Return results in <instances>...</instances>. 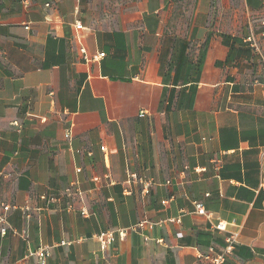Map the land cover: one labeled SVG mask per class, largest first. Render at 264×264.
I'll return each instance as SVG.
<instances>
[{
	"label": "crops",
	"instance_id": "obj_1",
	"mask_svg": "<svg viewBox=\"0 0 264 264\" xmlns=\"http://www.w3.org/2000/svg\"><path fill=\"white\" fill-rule=\"evenodd\" d=\"M25 1L0 0V264H212L230 232L223 264H264V0Z\"/></svg>",
	"mask_w": 264,
	"mask_h": 264
},
{
	"label": "built area",
	"instance_id": "obj_2",
	"mask_svg": "<svg viewBox=\"0 0 264 264\" xmlns=\"http://www.w3.org/2000/svg\"><path fill=\"white\" fill-rule=\"evenodd\" d=\"M25 1V0H24ZM26 2V1H25ZM264 24V22H263ZM76 28L80 29L82 28V25L80 23H76L75 24ZM25 28H29L28 25H25ZM260 38L263 40V42L261 43L260 40L258 39V37L256 36V34L254 32H250L247 36H245L244 40L245 42H247L249 44V46L256 52L261 53L262 55V62L264 64V28L260 31ZM102 55V53H101ZM0 177H1V173H0ZM136 174L134 172L129 173L128 176V180L134 179L136 178ZM66 195L68 196H81V191L78 188H74L72 187H68L66 189ZM52 200H54L55 198L52 197ZM163 203H165V200L162 201ZM72 203H70L68 205L69 208L72 207ZM16 207L15 204H11L8 202H5L3 200L0 199V232L1 234H5L6 230H7V226L5 225L6 219L5 216L6 214L14 209ZM195 208L197 213L199 214H203L205 213L204 207L200 202H195ZM80 213L83 216H89L90 212L87 210V208L83 205L80 208ZM171 220L173 221H180L178 218L174 219L172 218ZM139 225H143V222L139 223ZM217 230H222L224 231L226 229V225L222 222L219 221L215 224L214 226ZM123 232H119V235H123ZM178 236H182L181 232H178L177 234ZM237 234L236 233H229L226 237H225V245L223 247V249L214 254H205L204 257L205 259L211 261L212 264H223L227 258V256L233 251L235 244L237 242V238H236ZM114 237V234L112 231H104V232H100L97 235V238L100 242V247L101 249H105L107 248L110 243L112 242ZM211 253H213V249L210 248ZM31 254H35L40 261H43L45 257H47L49 255V250H48V246H40L39 248H37L33 253Z\"/></svg>",
	"mask_w": 264,
	"mask_h": 264
}]
</instances>
